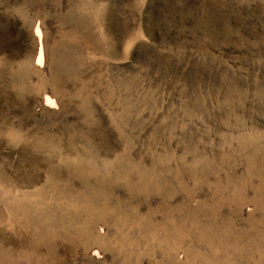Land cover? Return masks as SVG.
<instances>
[{
	"label": "rangeland",
	"instance_id": "374dc122",
	"mask_svg": "<svg viewBox=\"0 0 264 264\" xmlns=\"http://www.w3.org/2000/svg\"><path fill=\"white\" fill-rule=\"evenodd\" d=\"M0 264H264V0H0Z\"/></svg>",
	"mask_w": 264,
	"mask_h": 264
},
{
	"label": "bare ground",
	"instance_id": "6f19581e",
	"mask_svg": "<svg viewBox=\"0 0 264 264\" xmlns=\"http://www.w3.org/2000/svg\"><path fill=\"white\" fill-rule=\"evenodd\" d=\"M36 34H39V31H38ZM38 36H39V35H38ZM38 38H40V37H38ZM40 51H41V50H40ZM38 52H39V51H38ZM42 57H43V55H41V52H39V55H38V62H39V63L41 62ZM49 101H50V100H49V97H47L45 102L48 103V104H52V103H53V102L51 103V102H49ZM95 254H96V253H95ZM95 254H94V255H95Z\"/></svg>",
	"mask_w": 264,
	"mask_h": 264
}]
</instances>
